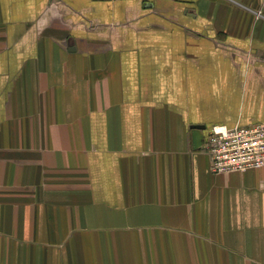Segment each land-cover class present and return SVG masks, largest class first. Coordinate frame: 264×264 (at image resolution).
Here are the masks:
<instances>
[{
    "label": "crops",
    "instance_id": "0c3cea01",
    "mask_svg": "<svg viewBox=\"0 0 264 264\" xmlns=\"http://www.w3.org/2000/svg\"><path fill=\"white\" fill-rule=\"evenodd\" d=\"M264 0H0V264H264Z\"/></svg>",
    "mask_w": 264,
    "mask_h": 264
},
{
    "label": "built area",
    "instance_id": "2783aa9c",
    "mask_svg": "<svg viewBox=\"0 0 264 264\" xmlns=\"http://www.w3.org/2000/svg\"><path fill=\"white\" fill-rule=\"evenodd\" d=\"M118 1V0H98ZM215 175L264 167V122L245 127L215 126L203 146Z\"/></svg>",
    "mask_w": 264,
    "mask_h": 264
}]
</instances>
